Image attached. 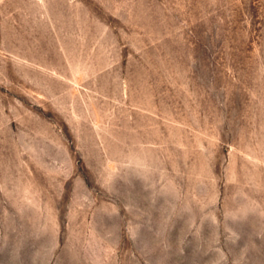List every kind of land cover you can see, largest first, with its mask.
<instances>
[{"label": "rangeland", "instance_id": "obj_1", "mask_svg": "<svg viewBox=\"0 0 264 264\" xmlns=\"http://www.w3.org/2000/svg\"><path fill=\"white\" fill-rule=\"evenodd\" d=\"M0 264H264V0H0Z\"/></svg>", "mask_w": 264, "mask_h": 264}]
</instances>
